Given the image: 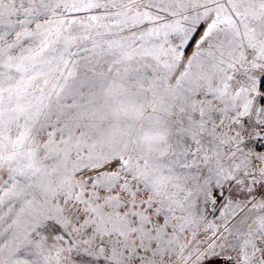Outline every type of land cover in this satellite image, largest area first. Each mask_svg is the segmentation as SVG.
<instances>
[{
  "label": "snow or ice",
  "instance_id": "6c2138e0",
  "mask_svg": "<svg viewBox=\"0 0 264 264\" xmlns=\"http://www.w3.org/2000/svg\"><path fill=\"white\" fill-rule=\"evenodd\" d=\"M0 264H264V0H0Z\"/></svg>",
  "mask_w": 264,
  "mask_h": 264
}]
</instances>
